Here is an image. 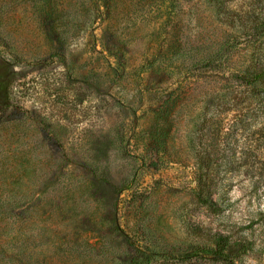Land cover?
I'll list each match as a JSON object with an SVG mask.
<instances>
[{
    "label": "rangeland",
    "instance_id": "1",
    "mask_svg": "<svg viewBox=\"0 0 264 264\" xmlns=\"http://www.w3.org/2000/svg\"><path fill=\"white\" fill-rule=\"evenodd\" d=\"M252 22L264 0H0V264H223L213 237L253 229L235 262L264 264Z\"/></svg>",
    "mask_w": 264,
    "mask_h": 264
},
{
    "label": "trees",
    "instance_id": "2",
    "mask_svg": "<svg viewBox=\"0 0 264 264\" xmlns=\"http://www.w3.org/2000/svg\"><path fill=\"white\" fill-rule=\"evenodd\" d=\"M257 24L258 23L256 22H252L246 28L245 31L240 32L241 39L239 41L240 42L239 44L249 45L251 43H254L256 40L263 38L264 24H259V25ZM233 76H235V79L240 84L244 85L246 89L249 91L250 97H249L248 103L253 102L255 100L257 92H259L260 90L259 88L264 86V57L260 58L256 62L255 61L252 62V65L245 68L242 72L233 73ZM248 112H250L249 107H245L246 119L249 117L248 115H250ZM261 131L264 133V123H263V126L261 127ZM211 141L213 142L209 144V146L213 150V146L215 145V143L219 142V138L215 137ZM263 141H264V138H263ZM262 151H264V144L262 147ZM196 154H197L198 160H204L203 156H201V153L197 152ZM215 172H216L215 169L211 165H207L203 169L197 172L196 180H197L198 187L194 189V194L198 198L201 197V195H203L206 192L207 183L213 180L215 176ZM2 218L3 217H1L0 221H2ZM262 230L260 229V231ZM254 231L255 230L253 229L250 231V233L246 234L245 236L240 237V238L237 237L238 239H234V240L229 235H221V234L215 235L213 239L211 240V243L213 245L212 248L206 251L208 254H210L209 255L210 260L213 262H221L223 264H236L235 259L238 256L244 255L254 250V246H255L254 245L255 238L253 237ZM262 243H264V241ZM262 247H264V244L262 245ZM262 250H264V248H262ZM262 252L264 251H261V253ZM192 256L193 255H181L176 258L174 263L179 264L182 261L188 260ZM195 256L200 257L202 255L195 254ZM129 264H142V263L136 262V263H129Z\"/></svg>",
    "mask_w": 264,
    "mask_h": 264
}]
</instances>
